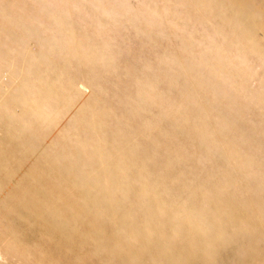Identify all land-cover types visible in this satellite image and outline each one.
Returning <instances> with one entry per match:
<instances>
[{"label": "rangeland", "instance_id": "rangeland-1", "mask_svg": "<svg viewBox=\"0 0 264 264\" xmlns=\"http://www.w3.org/2000/svg\"><path fill=\"white\" fill-rule=\"evenodd\" d=\"M8 118L48 168L37 203L96 217L88 264H162L153 239L192 264H264V0H0ZM36 217L31 254L4 245L16 264H87L54 255L59 213Z\"/></svg>", "mask_w": 264, "mask_h": 264}, {"label": "bare ground", "instance_id": "bare-ground-1", "mask_svg": "<svg viewBox=\"0 0 264 264\" xmlns=\"http://www.w3.org/2000/svg\"><path fill=\"white\" fill-rule=\"evenodd\" d=\"M244 25L243 22H240ZM247 28V27H246ZM250 31L246 37L253 38ZM19 127L8 118V122L3 124L0 120V223H4L6 231L0 236V255L10 264H16L23 261L21 256L11 253L4 245L12 243L17 249L31 254L34 246L37 227L36 215L47 212L53 217L59 213L62 221L57 223L52 221L42 228V232L56 239L57 244L52 249L54 255L59 259L82 260L85 263L93 262V247L98 235L96 227V217L85 216L84 206L80 203H73L69 198L62 195V207L59 209L52 203L51 197L48 198L47 205L39 204L36 201V192L42 191V198L47 188L45 177L48 174V168L45 164L36 166L30 157V151L27 145L15 144L18 139ZM14 152L16 160L22 155L24 164H17L11 168L7 157ZM14 178V185H10L9 177ZM92 198L93 196H89ZM72 211H76L82 217L79 224L74 223ZM123 222L130 227L127 219ZM138 228V224L135 225ZM168 227L156 229L163 237L167 236ZM151 245L158 249L160 254L165 256L162 264L168 262L174 264H192V261L185 256V260L174 257L169 247L160 240L153 239ZM88 249L86 253H83ZM264 257V254L261 255ZM32 264V263H26Z\"/></svg>", "mask_w": 264, "mask_h": 264}]
</instances>
